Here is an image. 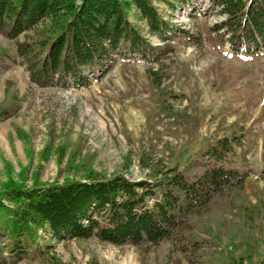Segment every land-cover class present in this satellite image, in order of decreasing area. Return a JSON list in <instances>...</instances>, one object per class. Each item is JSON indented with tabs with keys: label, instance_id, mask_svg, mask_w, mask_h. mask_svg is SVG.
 <instances>
[{
	"label": "rangeland",
	"instance_id": "obj_1",
	"mask_svg": "<svg viewBox=\"0 0 264 264\" xmlns=\"http://www.w3.org/2000/svg\"><path fill=\"white\" fill-rule=\"evenodd\" d=\"M153 3L176 27L170 33L183 28L192 37H173L172 51L157 63L114 54L100 78L96 68L91 73L86 67L89 83L80 86L32 83L16 52L24 34L0 35V48L10 55L0 65V102L8 89L18 105L0 120V192L10 183L29 187L79 178L87 169L151 178L167 167L184 169L216 139L240 134L226 165L247 174L244 206L196 214L189 229L210 243L192 261L175 250L159 263L166 245L144 251L90 237L53 240L48 252L21 259L3 249L0 264H51L48 256L58 264H229L248 251L254 262L264 257V51L235 53L217 42L210 27L220 16L207 0L173 11L162 0ZM136 23L153 45L162 43L144 21ZM151 69L159 73V85ZM160 87L177 97L162 95Z\"/></svg>",
	"mask_w": 264,
	"mask_h": 264
},
{
	"label": "trees",
	"instance_id": "obj_2",
	"mask_svg": "<svg viewBox=\"0 0 264 264\" xmlns=\"http://www.w3.org/2000/svg\"><path fill=\"white\" fill-rule=\"evenodd\" d=\"M162 1L173 11L194 0ZM207 1L220 16L210 27L217 42L235 53L264 51V0ZM140 20L161 44L145 37L136 23ZM175 28L153 0H0V35L15 39L24 34L16 52L29 80L38 86L88 84L85 68H96L94 77L100 78L112 66L114 54L157 63L172 51L173 37H192L183 28L170 33ZM9 58L0 48V65ZM149 75L160 84L157 71L151 69ZM159 91L177 97L162 87ZM17 108L14 93L6 89L0 120ZM241 137L222 136L184 169L167 167L151 178L132 180L122 172L106 175L87 169L81 177L60 183H10L0 192V262L3 249L9 258L21 259L48 252L53 240L90 237L144 251L166 245V251H159V263L175 250L192 261L210 243L189 229L196 214L203 209L240 211L244 206L247 174L226 165ZM251 255L248 251L231 257L229 264H264V257L254 262ZM48 261L58 264L53 256Z\"/></svg>",
	"mask_w": 264,
	"mask_h": 264
}]
</instances>
